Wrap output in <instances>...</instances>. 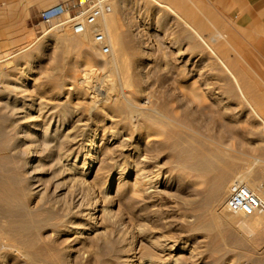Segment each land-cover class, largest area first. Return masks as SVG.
I'll return each mask as SVG.
<instances>
[{
    "label": "rangeland",
    "instance_id": "rangeland-1",
    "mask_svg": "<svg viewBox=\"0 0 264 264\" xmlns=\"http://www.w3.org/2000/svg\"><path fill=\"white\" fill-rule=\"evenodd\" d=\"M160 1L169 3L176 11L179 10L177 12L187 17V20L190 18L189 20L193 21V18L191 19L193 15L206 21L209 19L220 31L225 30V34L229 33L226 36L236 35L237 39L232 44L249 56L255 70L254 81L257 82L255 89L264 94V8L255 14L251 12L253 6L246 5L245 11L251 12V18L244 12L230 13L216 5L214 0ZM153 2L111 0L112 11L109 15L113 14L112 17L116 18V29L120 36L123 35L121 37L126 45L122 57L124 64L122 72L103 63L111 58L112 51L110 55H98L96 51L98 46L95 43L93 53L75 50L69 54L65 62H62L67 46L63 33H69L68 27L62 29L60 27L63 18L52 20L46 26L43 25L39 32L32 31L24 41H19L16 36L18 31L7 27L8 22L5 18L9 14L0 12V58L3 61L1 64L6 66L8 75L10 74L8 80L12 82V86L18 85V92L7 94L18 97V134H21L20 128L24 129L29 122L30 105H34L35 108L32 115L39 113L50 115L53 124L64 122V132L69 130L73 133L77 125L83 123V131L88 139L89 135L91 137L97 130L96 144L103 143L100 148L104 149L105 155H101L95 162L93 171L86 176V180L93 188L96 185L94 195L98 197L97 208L100 210L96 214L98 215L96 221L100 229L106 231L112 240L107 243L96 241L89 231L80 238L67 230V221L75 219L79 222L81 218L76 216L74 210L67 212L66 209H62L68 202L56 203L53 200L50 187L54 186L57 180H65L62 192H66L70 184L68 174L63 173L54 177L52 161L42 156L56 147L51 146V150L46 153L41 145L38 148L35 142L25 141L37 147V155L44 167L33 170L35 172L31 174L20 168L19 163L16 171L8 160L6 164L2 162L0 165V182L12 186L10 190L4 189L3 186L0 190V264H175V260L178 264H192L194 261L195 264H264V223L252 231L241 230L239 223L248 218L243 214L234 215V212H230L233 215L234 227L224 232V240L219 245L220 250L212 253L207 251L212 242L211 235L194 228L202 211L199 202L204 194V185L195 174L176 166L175 152L171 145L178 135L187 138L189 135H196L207 145L217 146L226 153L240 156L242 160L238 171L250 174V183L259 197H264V165L249 166L247 160L251 157L243 151H237L240 149L239 139L245 147L256 143V139L252 138L249 132L239 131L232 135L226 130V123H239L240 127H244L252 120L247 118L248 110L240 98L226 93L229 84L224 79L225 73L222 74L221 67L217 66L214 59L208 57L207 50L200 46L197 38L195 41L189 28L181 23L173 12L165 7L162 9ZM208 24L210 27L202 32H205L204 35L208 36L215 49L221 45L223 49L220 50H224L229 44L224 39L217 40L215 35L210 33L211 30L215 31V27L209 21ZM238 43L239 45H236ZM131 45L135 47L132 48ZM135 48H140L139 52L141 49L145 51L139 53ZM179 51L182 53L181 57L177 56ZM188 67H194V71L188 72ZM79 79L84 81L79 83L77 82ZM192 86L197 87V91L202 94L203 99L201 98L200 102L194 100L190 94ZM203 88H209L211 92L201 90ZM109 89L113 95L116 94L115 97L119 95L116 102L106 99ZM7 95L3 94V100ZM91 96H94L95 101ZM122 102L128 105L132 112L111 108L116 103L123 105ZM1 105L2 103L0 112ZM168 105L173 110L169 114L165 113ZM1 113L0 117L7 119L5 111ZM235 119L236 121H233ZM103 134L105 138H102ZM141 134L148 136L145 138L146 141L140 142V148L146 149V156L148 155V163L146 162L148 169L155 171L154 173H161V181L169 183V186L162 187L167 192L158 204L150 203L154 212H158L161 218L159 222L154 219L153 211L149 214L142 212L143 199L141 201L140 197L136 209L132 208L135 200L131 191L133 173L130 155L135 150L132 148L136 144L133 138ZM237 137L239 139H236ZM123 139L124 143H120ZM108 140L110 142H107ZM99 165L101 168L98 169ZM97 169L96 174L94 172ZM232 178L227 179L228 185ZM27 181H32L33 185L39 188L48 186L44 197L27 193L25 190L28 187ZM228 194L217 204L218 212L230 211L225 205ZM144 215H148V218H143ZM255 217L264 219V214ZM10 221H18V226L19 223L24 222L26 225L30 223L29 228L20 234L18 241L8 238L2 231V227ZM148 234L162 236L160 238L166 235L167 239L177 243L178 250L168 251L158 244L151 243L149 237H146ZM118 236L125 238V242L121 244ZM16 246H24L23 250L27 255L24 256L19 248L17 251ZM122 246L123 252L131 256L130 259L134 258V261L123 260L120 254ZM195 254L199 256H194Z\"/></svg>",
    "mask_w": 264,
    "mask_h": 264
},
{
    "label": "bare ground",
    "instance_id": "bare-ground-1",
    "mask_svg": "<svg viewBox=\"0 0 264 264\" xmlns=\"http://www.w3.org/2000/svg\"><path fill=\"white\" fill-rule=\"evenodd\" d=\"M153 1L156 3L157 6H159L161 8L162 7L168 8L169 11L173 12L172 14H174V16L176 18L181 20V23L183 22L186 25V27L189 28L190 32L192 33V36L195 37L194 38L195 41L197 38V41H199V44L201 43L200 46L202 45L204 47V50H207L208 55H209L208 57L214 59L215 62L217 63V66L219 65L221 67L222 74L225 73L224 79L229 84V86L225 90L226 93L229 94L230 96L240 98L241 102L246 106V108L248 110L247 118L250 121L252 120L251 123L246 124L245 126L243 125L244 127H240L239 123L238 124H234V122L226 123L225 124L226 130L228 132L232 133V135H233V133H236V132L239 133V131L240 132H249L248 134H251L252 138L254 137L257 140V141L255 140L256 143H254V145H251L252 144L251 143L250 145L245 147L242 144L241 139H239V137H240L239 136L236 138V139H239V143H240L239 144L240 149L237 151L238 152L243 151V152H245L244 154H246L252 158V159L250 158L247 160V163L249 164V166H252V165H262L263 166L264 165V94L255 89V84L257 83L256 81H254L255 70L253 69V66L251 64L249 56L247 54H245L242 49L240 50V49H238V47L236 48L232 44L237 39V36L236 35H234V36L232 35L230 37L226 36L229 33L225 34V32H226L225 30H223L224 31V33H223V31H220L217 28V26H215V24L211 20L208 19L209 23L215 27L214 32H213V30L208 28L211 30L210 33L215 35L217 40L224 39L227 42V44H229V46L226 45V48H227V46L229 47L227 49L225 48L224 50H220L221 45H219L220 47H216V49H215L213 47V45L210 43L209 39L207 38L208 36L206 37V35H204L205 32L204 33L202 32L203 30H205L209 26L208 21L204 20L203 18H199V17L195 18L194 15L191 17V19L193 18L192 19L193 21L189 20L190 18L188 19L189 20L188 21L187 17L185 18V16H182V14L177 12L179 10L176 11L174 8H172L170 6L169 3H168L169 5H168L166 2L164 3L160 0H153ZM172 3H173V1H172ZM262 8H264V5ZM112 15H109V13H108V15L107 14L103 15L102 17H100L98 19V21L94 25L89 26L85 32L79 33V34L75 33L73 31V29L70 26H68L66 23L61 22V24H60L61 29L63 27H68V30H69V33H63V36L65 35L64 36V38L66 39L65 41H67L66 42L67 46L64 45V47L66 46V50L64 49L65 51L63 53L62 62H65L66 58L69 56V54L71 55V52H73L75 50H83V51H86L88 54L93 53L94 52L93 45L95 43L93 35H94V32L96 30H100L105 34L107 41L111 46V51H112L111 58L109 60H105L103 63L105 65L111 66V68L112 67L116 68L120 72L124 71L123 70L124 64L122 63L123 62L122 57H123V54L125 52V46L126 45L123 42V39L121 37L123 35L120 36V33H118V31L116 29V25H115V19L116 18L114 19L112 17ZM213 26H211V27H213ZM68 30L66 32H68ZM208 33H209V31H208ZM212 41H214V40H212ZM191 45H193V44H191ZM236 45H239V43ZM195 46L197 47V45H195ZM133 47H135V46L133 45L132 48ZM143 48H145V46ZM217 48H219V50ZM98 49L96 50L98 55L101 54V56H102V53H100V51ZM138 49H140V48H138ZM138 49H136V50H138ZM196 49L197 48H195V50ZM221 49H223V48H221ZM200 50H201V48H200ZM141 51H142V49H141ZM144 51H142V53ZM192 51H193V48H192ZM137 52H139V50ZM110 54H108V55H110ZM134 55H136V54L134 53ZM177 56L181 57L182 53L179 51L177 53ZM210 58H209V60H210ZM1 62H3V61L0 58V104L2 103V105H1L2 111L3 112L5 111L7 119L4 120L3 118L0 117V165L2 164V162H5V164H6L7 163L6 160H8V162L11 163V165H13V168L15 169V171L18 170V165L20 164L19 165L20 168H23L27 173L32 174L35 172V171L33 172V170H36L39 167H41V169H42V167H44V164H43V162H41L39 155H37L36 148L39 145H41V147L44 148L46 150V153H47V152H49V150H51L50 149L51 146H55L56 148L54 150H52L48 154L42 155V156L44 157V159H48V160L52 161V165L54 167V174H53V172H52V174L54 175V177L59 176L63 173L68 174V176H69L68 179L70 181V184L67 186L68 188L66 187L67 188L66 192H62V190L65 187L64 182H63L65 180H62V181L57 180V182L54 184V186L50 185L51 186L50 188L52 189V195L54 198L53 200L56 203L64 202L66 204V202H68L66 207L64 206V207H62V209H66L67 212L74 210V212L76 213V216L81 218L79 222H77L75 219L74 220L71 219V220L67 221V224H68L67 230L74 232L80 238H83V235L89 231L92 233L91 237L95 238L94 240H96V241H104L105 243H107L108 241H112L111 239H109L110 235L106 231L101 230L99 223L96 221V219L98 218V215H96V214L98 211H100L97 208V201H98L97 198L98 197L96 198V196L94 195L95 194L94 189H95L96 185L93 188L91 185H88V182L86 180V176L88 174H90L91 171H93L92 169H93V166L95 165V162L100 159L101 155H105L103 153L104 149H102V147L100 148V146L103 143H101L100 145L96 144L97 130H95V133L93 135H91V137L89 135L88 139H87L88 136H85L84 131H83V126H82V125H84L83 123H82V125H81V123H80V125H77V127L75 128L73 133H71L69 130H68V132H64L63 131L64 122H60V123L57 122L56 124H53V121H50V115L48 116L47 114L42 115L41 113H39V114L34 116V115H32L33 114L32 111L35 109L34 105L33 106L30 105V106H28V108H29L28 109L29 110V113H28L29 114V117H28L29 120L28 121L29 122L26 120L28 122V124L26 125V127L24 129L20 128L21 134L19 135L18 134V107H17L18 106V97L15 95L13 97L7 95V94H10L12 92L13 93L18 92V87H17L18 85L16 87L12 86V82L10 80H8V77L10 74L8 75V71L6 70V66L1 64ZM187 62H188V60H187ZM195 62L196 61H194V64H195ZM72 65H73V63H72ZM70 66H71V64H70ZM193 68L188 67L187 71L191 73ZM185 73H187V72H185ZM222 74L220 76H222ZM91 76H92V74H91ZM81 79H79L77 82L82 83L84 80L82 81ZM218 79H220V78H218ZM75 83H76V81H75ZM222 84H223V82H222ZM86 86H88V85H86ZM107 88H109V87H107ZM116 88L117 87H115V89ZM80 89H81V87H80ZM208 89L209 88H203L201 90H203V91L206 90L207 92H211V90H208ZM84 90H85V88H84ZM110 91H111L110 89L107 91L106 99L108 101H111V102L117 100V97L119 95L115 97L116 94L113 95ZM87 93H89V92H87ZM3 94L7 95L6 97L4 96L5 97L4 100L2 98ZM190 94L193 96V99L197 100V101L201 100V98L203 97L202 94L199 91H197V87H194V86H192L190 88ZM21 96L22 95H20V97ZM91 97H92V99H94L93 101H95L94 96H91ZM96 99H97V97H96ZM123 101H124V99H123ZM122 104L123 105H119V104L117 105V103H116L115 106L111 107V105H110V107L113 110L123 111V112H128L131 110V109H129L128 105L124 104V102H122ZM126 104H127V102H126ZM101 105H103V104H101ZM95 107H97V106H95ZM168 108H169V105L167 106V108H166L167 112H165V113L169 114L173 110L170 108L168 109ZM209 109H210V107H209ZM131 112H132V110H131ZM51 115H52V113H51ZM63 115H65V114H63ZM136 116H137V113H136ZM157 116H158V114H157ZM52 117H54V116H52ZM19 118H20V116H19ZM20 120H22V119H20ZM233 121H236V119ZM197 128H199V127H197ZM237 136H238V134H237ZM146 137H148V136H144L141 134L140 136L133 138V140L136 142V144L132 147L135 150L132 151L131 155H130L132 158L131 171L133 173V182L131 183V191L133 194V199L135 200V204L132 206V208H135L137 206L138 199L140 197L141 201L143 199V205H142L143 208H141L142 212L144 211L147 214H149L153 211L154 219L157 222H159L161 220V218H160V216H158V214H157L158 212H154V209H152V207H151L152 204H150V203L152 202L154 204V202H157V204H158V201L167 192V190L165 191L162 187L169 186V183H165V182L161 181V179H160L161 173L160 174L158 172L154 173L155 171L153 172L150 169H148V166H147V163H148L147 162V160H148L147 156L148 155L146 156V153H145L146 149L144 150V149L140 148V146H141L140 142L142 143V140L144 141ZM102 138H105L104 134H103ZM25 141L26 142L27 141L28 142L29 141L35 142L37 147H35V146L33 147L34 144L31 146V145L25 143ZM107 142H110V140H108ZM121 142L124 143V139L121 140L120 143ZM24 144H27V145L24 146ZM171 146H173L172 148H173V151L175 152V159H176V163H177L176 166L181 170H188V171L192 172L193 174H195L197 177L200 178L201 183L204 185L203 197L201 196L202 197L201 201L200 202L198 201L199 205L203 209L202 208L200 209L202 211L200 212V214L197 217L196 223L194 224V228L204 230L211 235V237H212L211 241L212 242L210 243V245L207 248L208 252L212 253V252L219 251L220 250L219 245L224 240V232L226 230H231V228L234 227V220L232 219V216H233L232 213H230L232 211H229V212L227 211V212L221 213L220 211L218 212V210L216 209V206L218 203H220L223 200L224 196L229 193L231 186L234 184H237V183L247 186L254 193H256L252 187V184L250 183V174L248 172L238 171V169L241 167V160H242V158L240 156L234 155L233 153L232 154L226 153V152H224L223 149H221L217 146L207 145L201 139H199V137L196 135H193V134L189 135L188 138L184 135H178L175 138V141L173 142V144ZM140 150H142V151L140 152ZM101 159H103V156ZM106 160H108V159H106ZM115 164H117V163H115ZM100 165L98 166V169H99ZM256 168H257V166H256ZM98 169L94 173L97 174ZM251 170L252 169H250V171ZM96 174L95 175L93 174L94 177L96 176ZM27 175H29V174H27ZM31 177H32V175H31ZM230 177H233V178H232L230 184L228 185L227 179ZM33 178H31V179L35 180L36 176ZM58 179H59V177H58ZM49 180H50V178H49ZM33 184L34 183L32 181L28 182V187L25 188L27 193L34 194V195L40 196V197H42V196L44 197V195L47 193L48 186L47 187L43 186L42 188H39L38 186H34ZM93 185H94V183H93ZM2 186L4 189H7V190L12 189V186H10V185L8 186V184L0 182V190H1ZM98 187H96V188H98ZM107 187H108V185H107ZM7 203H8V201H7ZM157 204H154V205H157ZM135 209L133 211H135ZM195 210H196V208H195ZM6 213H7V211H6ZM6 213H4V214H6ZM8 214H7V216H8ZM234 215H235V213H234ZM112 216L113 215H111L110 217H112ZM137 216H139V214H137ZM244 216H246L245 218H248V219H245L241 223H239L240 228L239 227L238 228L241 230L252 231L256 227L260 226L261 224L263 225V223H264L263 217H255L256 215H244ZM4 217L7 218L6 215H4ZM143 218L147 219L148 215L147 216L144 215ZM164 221H165V219H164ZM164 223H166V222H164ZM28 225H26L23 222L22 224L19 223V226H18V221L17 222H11L10 221V222L6 223L5 226L2 227V231L8 236V238L18 241L20 234H22L25 231V229H27ZM33 226H34V224H33ZM263 234H264V232H263ZM146 237H149V239L151 240V243L158 244V245L162 246L163 249H165V250H168V251L178 250V248L176 247L177 243H174L175 241H173L169 238L167 239L166 235H165L166 239H164L165 238L164 236H163L164 238H160L162 236L158 237L156 234H151V235L146 236ZM117 239L120 240L119 241L120 243L125 242L124 241L125 238H123L121 236H118ZM13 243H15V242H13ZM120 243H119V246L122 244V243L121 244ZM110 244H111V242H110ZM18 248H19V250H21V252L24 254V256L27 255V252H25V250H23V249H25L24 246H22V247L16 246L17 251H18ZM88 250H89V248H88ZM123 251L124 250H123V246H122L121 250H120V252H121L120 254H121V257L123 258V260L125 262H131V261L135 260L134 258L130 259L131 256L127 255ZM197 251H199V250H197ZM200 251H202V250H200ZM205 254L206 253L204 252V255ZM194 256H199V255L195 254ZM106 262H109V261H106ZM195 263L196 262L194 261L192 264H195ZM175 264H178V262L176 260H175Z\"/></svg>",
    "mask_w": 264,
    "mask_h": 264
},
{
    "label": "built area",
    "instance_id": "built-area-1",
    "mask_svg": "<svg viewBox=\"0 0 264 264\" xmlns=\"http://www.w3.org/2000/svg\"><path fill=\"white\" fill-rule=\"evenodd\" d=\"M112 11L111 0H72L70 4H59L41 12L44 22L63 18V23L69 25L75 33H83L94 25L100 17ZM94 42L104 55L111 53V46L105 34L96 30ZM228 210L243 215L264 214V197H259L243 184L231 186L225 202Z\"/></svg>",
    "mask_w": 264,
    "mask_h": 264
},
{
    "label": "crops",
    "instance_id": "crops-1",
    "mask_svg": "<svg viewBox=\"0 0 264 264\" xmlns=\"http://www.w3.org/2000/svg\"><path fill=\"white\" fill-rule=\"evenodd\" d=\"M0 12L9 14L5 21L7 27L16 29L19 41H24L32 31L39 32L43 25H47L41 18V12L59 4H70L72 0H2ZM220 8L230 13L244 12L252 18L251 12L255 14L261 11L264 0H214ZM241 1V2H240ZM246 5L253 6L251 12H246ZM262 6V7H261ZM27 9V10H26ZM61 18H58L59 20ZM55 20V19H54ZM10 22V25H9Z\"/></svg>",
    "mask_w": 264,
    "mask_h": 264
}]
</instances>
